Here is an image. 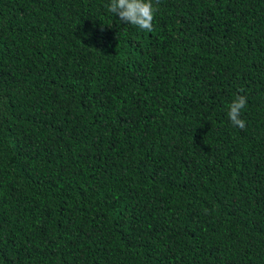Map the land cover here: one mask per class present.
<instances>
[{
    "label": "trees",
    "instance_id": "obj_1",
    "mask_svg": "<svg viewBox=\"0 0 264 264\" xmlns=\"http://www.w3.org/2000/svg\"><path fill=\"white\" fill-rule=\"evenodd\" d=\"M108 3L0 0V264H264V0Z\"/></svg>",
    "mask_w": 264,
    "mask_h": 264
},
{
    "label": "clouds",
    "instance_id": "obj_2",
    "mask_svg": "<svg viewBox=\"0 0 264 264\" xmlns=\"http://www.w3.org/2000/svg\"><path fill=\"white\" fill-rule=\"evenodd\" d=\"M107 8L112 16L119 18V21L135 25L144 31H153V20L157 11L153 0H109ZM246 104L247 97L237 95L229 105L227 113L230 122L240 129L245 127V122L240 117Z\"/></svg>",
    "mask_w": 264,
    "mask_h": 264
}]
</instances>
